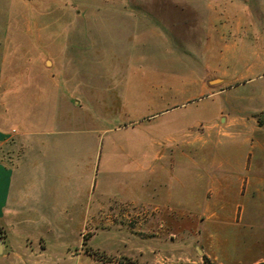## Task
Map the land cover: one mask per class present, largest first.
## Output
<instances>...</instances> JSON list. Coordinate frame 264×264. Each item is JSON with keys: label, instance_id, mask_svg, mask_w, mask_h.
<instances>
[{"label": "crops", "instance_id": "0c3cea01", "mask_svg": "<svg viewBox=\"0 0 264 264\" xmlns=\"http://www.w3.org/2000/svg\"><path fill=\"white\" fill-rule=\"evenodd\" d=\"M111 11L126 26L144 28L145 42L156 33L153 43L170 54L162 46L169 24L149 30L140 10ZM86 49L84 43L65 49L70 58L47 75L50 87L42 92L50 100L43 106L30 102V89L0 83V264H119L86 254L85 227L88 248L116 257L133 250L144 258L164 243L175 246L181 220L216 264L264 262V251L250 254L264 246V171L196 164V139L185 133L199 124L212 128L224 111L209 116L212 105L185 111L194 98L163 103L196 82L193 70L190 76L188 68L182 75L167 69L176 75L157 74L149 100L138 97L127 108L117 98L106 108L96 74L88 73ZM246 56L239 42V58ZM263 106L249 108L239 99V156H264V116L248 117ZM117 114L125 116L121 123ZM125 221L138 223L130 229Z\"/></svg>", "mask_w": 264, "mask_h": 264}, {"label": "rangeland", "instance_id": "374dc122", "mask_svg": "<svg viewBox=\"0 0 264 264\" xmlns=\"http://www.w3.org/2000/svg\"><path fill=\"white\" fill-rule=\"evenodd\" d=\"M118 8L140 10V23L149 30L169 24L170 34L165 32L162 46L170 54L153 43L156 33L145 42L144 28L126 26L111 11ZM239 42L248 52L243 59L239 58ZM78 43L85 44L92 59L88 73L96 74L95 83L105 97L106 108L114 107L117 98L124 100L127 108L138 97L149 100L156 75L167 69L182 75L188 68L190 76L193 70L196 82L177 97H164L165 107L194 98L185 111L212 105L209 116L224 112L219 114L222 122L213 119L212 128L199 124L185 133L196 139L192 159L196 164H245L264 171V156H239V99L249 108L264 105V0H0V75L5 78L0 83L5 88L30 89L29 100L37 106L50 100L42 92L50 87L47 75L58 72L59 63L70 58L65 49ZM74 66L70 65L69 71L73 68L75 72ZM172 75L163 74L164 78ZM58 85L56 81L51 87ZM214 92L218 94L198 100V95ZM262 108L248 117L259 120L264 116ZM122 117L117 114L114 121L121 123ZM185 162L180 156V163ZM120 223L131 229L138 222ZM194 223L198 230L201 222ZM189 227V222L181 220L175 246L164 243L161 250L144 258L133 250L116 257L88 248L89 227L80 237L86 254L100 261L216 264L202 253V239L192 236ZM263 251L264 246L259 245L250 254Z\"/></svg>", "mask_w": 264, "mask_h": 264}, {"label": "trees", "instance_id": "16d2710c", "mask_svg": "<svg viewBox=\"0 0 264 264\" xmlns=\"http://www.w3.org/2000/svg\"><path fill=\"white\" fill-rule=\"evenodd\" d=\"M206 261H207V259L206 258H204ZM257 264H264V262H260V263H257Z\"/></svg>", "mask_w": 264, "mask_h": 264}]
</instances>
